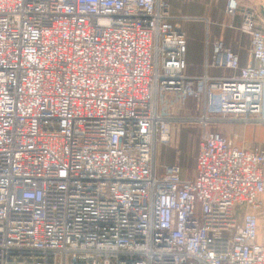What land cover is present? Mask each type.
Listing matches in <instances>:
<instances>
[{
  "label": "built area",
  "instance_id": "built-area-1",
  "mask_svg": "<svg viewBox=\"0 0 264 264\" xmlns=\"http://www.w3.org/2000/svg\"><path fill=\"white\" fill-rule=\"evenodd\" d=\"M226 0L247 61L220 39L186 73L163 0H0V264H264V147L207 127L264 125V26ZM168 94L202 101L195 173L159 171Z\"/></svg>",
  "mask_w": 264,
  "mask_h": 264
},
{
  "label": "rangeland",
  "instance_id": "rangeland-1",
  "mask_svg": "<svg viewBox=\"0 0 264 264\" xmlns=\"http://www.w3.org/2000/svg\"><path fill=\"white\" fill-rule=\"evenodd\" d=\"M163 1L167 4L169 12H175L177 8L185 13L197 11L204 14V12H209L212 13L214 17H217V14L220 13V9L216 5L208 11L195 8L194 6L195 3L197 4V0ZM195 24L199 25L200 31L203 30L201 23ZM195 36L199 37L200 34L197 33ZM186 37L188 40L190 36L186 35ZM160 107L163 108V114L169 122L172 140L168 144H158L156 147L155 153L157 166L159 167L158 170L162 171V167L165 165L175 163L184 169L183 177L192 178L196 166L197 142L204 129L203 124L199 120L202 115V101H196L192 98H187L184 101H173L172 97L168 95L166 101L161 103ZM211 119L212 120L207 123L209 129L222 133L238 145H240L242 141L248 143H264V128L260 127L263 125L259 123H246L238 119L233 120L219 116H213ZM252 131H255L254 135ZM254 138H256V141H254ZM260 214L264 217V210Z\"/></svg>",
  "mask_w": 264,
  "mask_h": 264
},
{
  "label": "crops",
  "instance_id": "crops-1",
  "mask_svg": "<svg viewBox=\"0 0 264 264\" xmlns=\"http://www.w3.org/2000/svg\"><path fill=\"white\" fill-rule=\"evenodd\" d=\"M196 2L197 4L195 3V6L193 5L195 8L208 11L216 5L220 9V13L217 14V17H214L212 13L209 12H204V14H201L197 11L185 13L178 10L177 8L175 12H169L172 24L176 28L186 32V35L190 36L188 40L186 37V73L190 76H199L207 73L211 77H228L236 74L237 71L213 67L209 65V61L211 56L212 42L215 39H220L231 49L233 53L237 55L240 66L246 63L249 41L248 37L238 28L240 16L236 14L234 17L229 18L226 15V0H197ZM238 3L239 9L247 7L255 10L257 13V20L264 26V20L260 15V10L264 9V0H238ZM195 23H201L203 30L200 31L199 25ZM197 33L200 34L199 37L195 36ZM168 95L172 97L173 101H182L173 94ZM161 112L163 113L162 107ZM260 127L264 128V125ZM254 132L255 131H252L253 135ZM254 141H256V138H254ZM198 143L199 138L197 142V151ZM236 145L249 148H255L258 146L264 147V143L261 142L248 143L242 141L240 145ZM181 174L184 175V169L182 168ZM262 199L264 200V195H262Z\"/></svg>",
  "mask_w": 264,
  "mask_h": 264
},
{
  "label": "water",
  "instance_id": "water-1",
  "mask_svg": "<svg viewBox=\"0 0 264 264\" xmlns=\"http://www.w3.org/2000/svg\"><path fill=\"white\" fill-rule=\"evenodd\" d=\"M260 15H261V17H262L263 20H264V9H261V10H260Z\"/></svg>",
  "mask_w": 264,
  "mask_h": 264
}]
</instances>
